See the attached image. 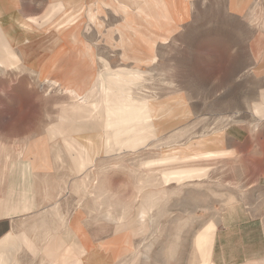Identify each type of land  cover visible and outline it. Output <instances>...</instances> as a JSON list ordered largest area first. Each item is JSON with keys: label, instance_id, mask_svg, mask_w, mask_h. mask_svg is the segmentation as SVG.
Masks as SVG:
<instances>
[{"label": "rangeland", "instance_id": "374dc122", "mask_svg": "<svg viewBox=\"0 0 264 264\" xmlns=\"http://www.w3.org/2000/svg\"><path fill=\"white\" fill-rule=\"evenodd\" d=\"M20 1L41 15L51 6V0ZM100 1L67 2L76 17L58 31L64 36L81 25L82 38L93 46L95 63L87 61L81 74L71 71L83 59L71 48L61 79L27 70H12L6 78L0 71V198L12 197L11 204L20 205L21 192L31 197L30 208L21 205L4 224L8 221V229L19 233L29 227L25 222L47 213V238L27 231L37 247L52 246L55 232L62 254L60 263L45 255L39 264H75L94 251L100 264H198L209 260L213 224L207 223L213 220L211 258L216 264H264V117L253 113L264 92V0H174V11L169 0H115L125 8L117 12ZM46 34L36 37L40 51ZM60 50L54 39L47 58ZM24 67L41 71L33 64ZM70 76L82 81L83 94L68 83ZM131 87L133 95L150 104L137 105ZM102 96L105 109H117L103 119L111 135L127 133L137 121L143 133L139 144L147 143L150 128H156V140L138 151L97 154L94 164L79 172L63 140L51 139V125L58 123L61 108V117L70 116L64 105L98 99L96 109ZM181 125L188 127L183 137ZM219 131H225L227 152L193 162L207 167L205 176L139 191L137 176L147 171L144 161L181 149V143L199 152L203 140ZM40 139L49 161L45 169L34 168L32 156L24 153L38 150ZM93 144L98 150L103 141L96 138ZM82 177L86 182L77 187ZM161 187L167 192L151 212L152 225L134 230L129 221L145 194ZM54 206L62 221L51 212ZM125 233L132 249L112 255L110 248H98ZM26 251L18 250L17 264H33ZM24 258L28 263H22Z\"/></svg>", "mask_w": 264, "mask_h": 264}, {"label": "crops", "instance_id": "0c3cea01", "mask_svg": "<svg viewBox=\"0 0 264 264\" xmlns=\"http://www.w3.org/2000/svg\"><path fill=\"white\" fill-rule=\"evenodd\" d=\"M40 1L41 0H38V4ZM74 1L75 0H51L49 13L41 15L40 11L36 12L34 8L29 10V7L22 4L20 0H0V71L4 77L8 78V76H11L13 74L12 70H27L30 73H36L37 77H56L59 75L57 77L61 79L62 76L64 77L65 75L63 73L68 69V62L65 58L70 48L76 51L78 50V55L84 59H82L80 63L77 62L71 71L81 74L82 66L86 65L87 61L88 63H95L96 59L93 46L82 38L80 33L81 25H77L75 27L76 29H72L68 33L63 34L64 36L58 34L59 30L71 25V21L76 17L74 13L68 11L69 8L67 9V2L72 3ZM92 1L94 0H90V3ZM101 1L105 2V5L111 7L115 12L124 11L125 9L124 6L121 5V7L119 3L116 4L115 0ZM101 1L100 5L102 4ZM247 1L248 0H239L240 3H247ZM169 2L174 11V0H169ZM89 19L92 20L91 15ZM98 24V27H101V24ZM46 32H49V39L43 42L40 51V41L38 38L36 39V37L41 35L46 37ZM54 39L59 40L61 43L60 53L56 57L47 58L48 48L51 43L54 42ZM24 64H33L39 67L41 71L24 67ZM19 65H22V67H18ZM260 70L259 68L256 72ZM69 80L71 81L68 83L76 84L79 94H83L84 86L82 81L79 82L76 76H70ZM133 88L134 87H131L130 89L132 94L131 99L137 105L143 107L148 105V102L150 104V101H143L142 97L133 95ZM107 95L109 96V100H112V94L108 93ZM105 100H107L106 97L104 99L102 96L100 99V108L96 109L93 108V106L98 102V99L93 101H73L68 105H64V109H69L68 112L70 116L61 117V108L58 116V123L51 125L54 127L51 139L60 137L63 140L65 147L74 156L76 169L79 172L84 173L88 166H92L97 154L103 153L109 155L114 152L119 153L127 150L138 151L140 148L147 147L156 140L155 135H153L156 132V128L153 130L150 128L147 143L144 145L139 144L143 133L141 130V123L137 121H134L132 128L127 133L116 131L114 135H111V132L105 129L103 119L106 114L111 117L115 116L117 109L111 106L105 109ZM253 113L257 116L264 117V92L262 93L261 101L253 105ZM182 125L181 133L183 137L184 131L188 134V127ZM257 127L258 122L254 125L255 129ZM96 138H101L103 141V146L98 150L93 147V141L96 140ZM181 145V149H172L168 154L143 162L144 166H147V171L137 176L139 191L150 186L169 184L171 181L184 184L185 181L199 179L207 174V167L195 164L193 163L194 161L201 158L209 159L227 152V148H225V131H219L214 136H207L200 144L199 152H189V149L184 147L186 143H181ZM29 149L24 153L25 155L32 156L30 157L32 159L31 165L34 168L45 169L49 167L46 152H29ZM102 169L105 168L102 167ZM86 179V177H82L78 182H75L76 186L78 187V185L85 183ZM11 189L13 190L14 187ZM166 192V187H161L157 189V191L151 190L149 193H146L143 203L139 205L136 216L130 219L129 226H132V228L134 226V230L136 229L139 231H146L149 229L153 220V218H151V212L154 208L158 207L159 203L165 197ZM100 195H103L102 192H99V196ZM11 198L12 197L0 198V225H3L4 228L0 231V264H12L13 262L17 264L19 259L16 254L22 247L30 250V252L26 251L23 253L30 256L33 264H39L40 260V263L45 261V255H52V257H49L50 261H57V263H60L62 249L60 245H58L60 242H58L59 239H56L55 232H53L54 235L52 234L53 238L50 239V244H52V246L37 247L35 240H33L29 231H27L28 229L37 232L40 231L42 237L47 238L50 234L49 230L51 229L50 224L46 220L48 217L47 213L44 215L42 214L43 217H38L33 222H25V226L29 227L19 233L8 229V221L4 224L5 220L12 217V214H14L12 212L15 209L20 210L21 205H23V209L30 208L31 197H29L27 192H21L20 196L17 197L19 201H23L20 205L19 203L15 205L11 204L13 201ZM51 212L54 213L55 218L57 217L62 221V216L59 214L57 206H54ZM128 214L129 210L125 209L123 217H128ZM207 224H209V226L213 224L209 260L208 262L204 260L202 263L199 261L198 264H216L212 260L211 255L217 224L213 220L209 221ZM73 225L76 227L80 226L78 219L73 221ZM205 227L206 225L203 229H205ZM132 246L133 243L130 234L125 233L117 235L109 241L102 243L98 248H110L113 252L112 255H118L132 249ZM214 249V254L217 255V234L215 237ZM92 254L93 255L90 256L88 255L85 261L83 258H76L75 264H100L101 260L97 252L94 251ZM28 260L29 258H24L22 259V263H28Z\"/></svg>", "mask_w": 264, "mask_h": 264}, {"label": "bare ground", "instance_id": "6f19581e", "mask_svg": "<svg viewBox=\"0 0 264 264\" xmlns=\"http://www.w3.org/2000/svg\"><path fill=\"white\" fill-rule=\"evenodd\" d=\"M88 47V46H87ZM85 49V48H84ZM37 58V57H36ZM39 59V58H38ZM34 60V59H33ZM41 60V59H40ZM35 62V61H34ZM39 62V61H38ZM39 150V151H38ZM38 150H36L35 152H43V148H42V145H41V139H40V142H39V148ZM7 240V239H6ZM8 244V243H7ZM9 246V245H8ZM16 263V262H15Z\"/></svg>", "mask_w": 264, "mask_h": 264}]
</instances>
